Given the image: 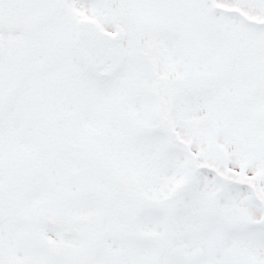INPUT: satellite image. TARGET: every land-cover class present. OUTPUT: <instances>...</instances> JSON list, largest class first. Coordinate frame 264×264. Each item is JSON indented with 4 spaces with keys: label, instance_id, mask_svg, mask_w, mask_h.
I'll return each instance as SVG.
<instances>
[{
    "label": "snow or ice",
    "instance_id": "obj_1",
    "mask_svg": "<svg viewBox=\"0 0 264 264\" xmlns=\"http://www.w3.org/2000/svg\"><path fill=\"white\" fill-rule=\"evenodd\" d=\"M0 264H264V0H0Z\"/></svg>",
    "mask_w": 264,
    "mask_h": 264
}]
</instances>
